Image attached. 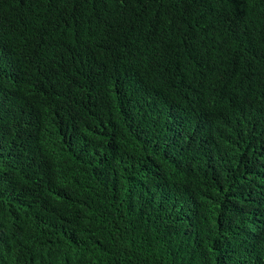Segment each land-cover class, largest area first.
<instances>
[{
	"label": "trees",
	"instance_id": "16d2710c",
	"mask_svg": "<svg viewBox=\"0 0 264 264\" xmlns=\"http://www.w3.org/2000/svg\"><path fill=\"white\" fill-rule=\"evenodd\" d=\"M0 264H264V0H0Z\"/></svg>",
	"mask_w": 264,
	"mask_h": 264
}]
</instances>
